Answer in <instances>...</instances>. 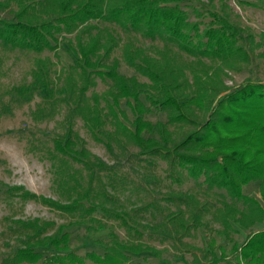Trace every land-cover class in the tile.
I'll use <instances>...</instances> for the list:
<instances>
[{
  "label": "trees",
  "instance_id": "obj_1",
  "mask_svg": "<svg viewBox=\"0 0 264 264\" xmlns=\"http://www.w3.org/2000/svg\"><path fill=\"white\" fill-rule=\"evenodd\" d=\"M183 1L0 0V114L42 92L31 120L62 115L53 136L30 132L29 139L51 161L58 198L23 186L5 192L86 220L88 230L109 229L98 241L103 252L85 255L93 264H131V254L160 256L168 248L188 254L186 264H264V226L254 229L264 223V147L257 145L264 140V81L224 83L225 69L264 62V32L256 40L237 25L226 0L193 7L195 19ZM63 45L67 65L58 54ZM12 56L28 61V82L1 81ZM121 63L134 74L120 73ZM151 113L163 119L151 122ZM77 119L110 161L86 147ZM45 138L51 146L42 148ZM251 182L259 198L243 193ZM15 222L22 246L0 254V264H84L68 251L75 238L68 225ZM198 234L200 245L190 241ZM217 237L231 243L229 252ZM48 247L65 253L45 256Z\"/></svg>",
  "mask_w": 264,
  "mask_h": 264
},
{
  "label": "rangeland",
  "instance_id": "obj_2",
  "mask_svg": "<svg viewBox=\"0 0 264 264\" xmlns=\"http://www.w3.org/2000/svg\"><path fill=\"white\" fill-rule=\"evenodd\" d=\"M217 0H215L216 2ZM238 1H243L245 4L240 5ZM207 0H184L182 7L187 10L190 19L198 18L193 7L196 9L206 8ZM232 15L237 25L249 28L258 39V33L264 32V0H226ZM204 20L208 18L202 17ZM144 46L150 45L149 41H143ZM263 47L256 48L254 55L262 51ZM60 61L67 65L71 63V54L65 45L58 49ZM28 61L25 58L17 56L11 57L5 65L6 76L1 79L7 85H19L30 80L28 75ZM118 71L127 76L133 75L134 71L128 68L123 63L120 64ZM227 76L224 78V83L227 86H234L239 83L248 81H264V62L262 58H256L250 65L242 64L238 71H229L225 69ZM145 80L144 78H139ZM103 85L99 82L97 89L102 90ZM42 92L36 93L29 102L22 103L15 107L11 114H0V254L14 250L16 247L22 246L19 236L14 231L16 230L15 221H28L33 218L43 220H52L55 222V229L60 224L68 225V231H71L75 238L69 241L68 251H72L78 257L84 260V264H93L86 253L94 251L98 254L103 252V246L99 240H106L109 236V229L88 230L89 223L78 217L55 211L36 199H22L16 194H7L5 189L10 186H23L36 195H44L46 197L58 198L56 190L52 184L51 161L42 151L31 150L32 144L37 141H29L33 132L40 137L53 136L55 130V120H60L61 113L54 117V120L42 121L36 123L30 118V110L34 108L35 103L41 100ZM257 117V116H256ZM151 122L163 119L159 113H151L147 115ZM74 129L85 140L86 147L94 154L100 156L106 161H110L109 154L105 150L102 143L93 139L90 133L82 125L80 119L76 120ZM147 135V134H146ZM45 146H51L50 140L45 138ZM263 139H259L257 145L264 147ZM32 144H31V143ZM264 153V150H263ZM164 167L160 163V168ZM161 172V171H160ZM162 173V172H161ZM188 183L186 186L190 185ZM185 188V186H183ZM243 193L253 195L257 198L259 195L258 182H251L243 186ZM131 201H135L134 195L130 196ZM264 223L257 225L254 229H260ZM51 232V230H50ZM122 233L121 230L117 231ZM247 231L242 230L239 234L234 235L237 243H241ZM201 234V233H200ZM217 243L226 252H229L231 243L225 239L217 237ZM193 243L200 245L202 243L200 235L195 239H191ZM154 245L159 249L163 246L167 247V243L154 242ZM45 256L57 252L52 248L42 249ZM178 254V256L174 255ZM131 264H186L190 260V256L173 248H168L160 256H156L150 252H142L139 255L131 254ZM41 261L35 263L40 264ZM31 264V263H21Z\"/></svg>",
  "mask_w": 264,
  "mask_h": 264
}]
</instances>
